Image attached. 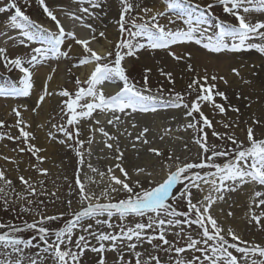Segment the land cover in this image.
<instances>
[{"label": "snow or ice", "instance_id": "snow-or-ice-1", "mask_svg": "<svg viewBox=\"0 0 264 264\" xmlns=\"http://www.w3.org/2000/svg\"><path fill=\"white\" fill-rule=\"evenodd\" d=\"M81 5L79 13L88 14L91 17L90 7L100 6V0H77ZM26 6L30 0H24ZM44 15L55 25V31L44 27L32 20L21 9L17 0H11L8 8L0 7V13H7L9 9L14 14L8 17L7 28L19 30L20 35L28 42H38L40 47L32 48V55L28 60L16 56L10 58L7 49L0 47V63L9 72L18 70L22 74L19 86L11 84L0 88V97L14 96L28 97L34 88L33 75L37 65H41L50 57L60 60L69 58L74 45L81 47L83 55L73 65L75 68L92 66L87 78L83 81L79 76L75 78V91L60 89L53 91L49 84L53 75L47 76L42 94L38 96L35 112L46 100V97L59 95L66 98L61 107L62 123L52 124L59 135H54L51 130L48 137L71 148L78 158L80 166L75 173L74 183L77 189L79 208L72 209V201L68 200L66 206L69 209V218L64 226L53 230L47 225L50 222L61 220L65 213L58 215H46L36 212L37 219L31 223L24 221L23 226L0 223V264H81V258L85 251L90 250L99 257L97 264H106L105 253L111 251L118 254V264H131L126 261L123 251L134 253V264H165L158 255L137 251L139 245L145 240L155 250L165 253H175L167 264H264V244L244 240L232 228L225 229L212 215V209L219 201H224L230 193L243 191L245 186L251 189L248 197V222L264 231V131L259 136L256 128L264 129V120L253 116L252 122L246 128L245 139L241 140L235 130L218 132L213 121L202 110L204 105L210 106L221 115L226 114L224 104L218 103L216 97L227 101L224 92L217 90L216 81L227 80L216 74L209 75L204 69V75H200L193 65L191 53L177 55L172 51L175 45L195 43L202 45L209 52H241L256 50L264 54V21L253 22L250 16L253 13H264V0H210L204 6L196 0H164V9L143 7L139 15H132L137 5L132 0H120L121 12L119 15V32L121 38L115 43L112 51L101 54L91 47V43L97 40L96 29L85 22L84 16L77 13L67 15L74 23L89 29L93 35L90 38L81 39L73 30L65 28L55 12L50 9L46 0H38ZM215 7H221L222 11L230 15L236 21H221L216 27L219 29L215 37L207 35V29L203 25L209 24L208 14ZM174 13V18L169 15ZM167 21L162 23L161 20ZM183 21L186 27L177 25V21ZM124 34H127L125 36ZM0 36H7L12 40L8 32H0ZM99 37H105L101 31ZM137 38H143L147 44L139 42ZM259 42H256V41ZM72 41L73 43H69ZM136 41V43H133ZM22 44L25 40L20 41ZM111 43V42H110ZM165 50L167 54L177 62L183 61L188 72L193 73L190 83L187 84L184 93L175 91L173 73L159 68V74L169 85V99L163 98L165 89L163 86L155 92L149 85L150 68L145 69L143 83L138 87L130 79L124 66L126 57H134L141 49ZM27 65V66H26ZM56 69H52L55 73ZM233 74L239 76V70L232 69ZM120 81L122 86L114 95L105 94V84ZM250 83V81H244ZM194 96L188 102L187 97ZM171 109H183V116L187 123L183 125V131L191 130L193 133L190 142L185 141L183 150L189 153L185 159H181L174 150L151 147L152 140L148 138L150 127L144 126L134 136L126 128L119 135L110 134L101 121L96 119L93 113L110 114L106 124L119 129L125 123L122 117H133L134 114H155L159 107ZM230 110L239 113V109L229 106ZM12 114L16 117L15 123L8 127L18 130V135L10 132H0V141L7 139L19 142V146L13 151L29 153L35 158L36 163L30 165L42 176L48 175V169L41 167L46 156L41 153L46 149L37 146L33 141L35 135L29 129L31 125L23 118L18 108H12ZM88 124L89 135L87 139H81L83 135L82 123ZM225 129H231L230 123L219 121ZM247 123V122H245ZM238 127V122L236 124ZM5 122L0 120V129L5 128ZM136 129L139 125L131 123ZM179 130V129H178ZM212 138L220 141V144L212 143ZM170 128H165L159 136L160 141L171 134ZM99 133L102 143L110 153L107 159L116 161L108 166L105 171L93 167L86 160L91 157V145L95 141V135ZM126 135L131 139L132 148L139 159L140 152L137 145L147 146L146 151L151 160V167L147 165L131 164L126 166L125 153L127 149L120 146V136ZM182 139V138H181ZM85 145H88L85 148ZM193 146L196 148L195 157L191 155ZM0 159L13 164L17 161L9 156H0ZM96 173L101 178L99 181L84 173L83 167ZM159 168V173L156 169ZM18 168V165H17ZM117 172L119 175H117ZM161 175L157 180L156 176ZM107 177L105 182L104 178ZM19 182L25 186L28 197L43 195L55 196L44 189V182L39 181L40 190L32 182L31 178L18 176ZM0 199H3L5 208L9 203L6 198L8 191L15 192L12 179L7 176L6 169L0 168ZM104 186L101 188V184ZM95 184L99 193L92 190L90 185ZM123 194V198L116 199ZM198 194V195H197ZM18 199H26L28 205H32L33 199H27L23 194H16ZM39 204L44 202L38 201ZM183 203L186 210H179L177 205ZM23 212H31V207H24ZM228 215H232L231 212ZM105 217L104 219H101ZM117 218L120 224L114 225L111 221ZM130 217L138 218L132 225L125 223ZM96 226H106L117 231H95ZM196 226L198 231L194 236L190 231ZM81 233L76 235V230ZM178 229V231H176ZM151 230L152 234H149ZM25 231H34L31 239L22 238ZM178 239L185 240L183 246H176L168 239L169 232ZM75 236V239H74ZM88 237L97 241V246L89 243ZM39 239V245L34 241ZM153 241L159 243L153 244ZM36 247L39 249L36 258L28 255L26 250Z\"/></svg>", "mask_w": 264, "mask_h": 264}, {"label": "rangeland", "instance_id": "rangeland-1", "mask_svg": "<svg viewBox=\"0 0 264 264\" xmlns=\"http://www.w3.org/2000/svg\"><path fill=\"white\" fill-rule=\"evenodd\" d=\"M110 0H100V5L103 3H108ZM116 3L113 14L110 15L111 19L106 21L105 26L102 23L101 19H98L96 13L98 8H91V17L89 20L87 19V16H84V20L86 23L91 24L95 29L96 33L95 35H99L101 31L105 33V37H99L97 40L93 41V46L96 50L98 48L99 50H103L102 54H106L108 51H112L114 48L115 43L121 38V34L119 32V15L121 12V3L120 0H114ZM133 3L137 5V8L132 13V15H139L140 9L143 7H152L154 9L163 10L164 9V0H158L157 2L153 3H142L139 0H132ZM196 2L200 3L201 6L206 5L210 2V0H196ZM11 3V0H0V7L8 8ZM17 3L21 7L22 10L26 12L27 15L30 16V18L37 23L41 24L43 22H46V16L44 15L41 7L39 6L38 0H30V5L26 6L24 3V0H17ZM73 3L77 4V10L80 7H87L88 5L84 4L81 5L77 2V0H74ZM61 8V7H60ZM51 9V8H50ZM14 14L13 9H9V12L7 13H0V23L1 21L8 22V17ZM79 15H84V13H77ZM99 14V13H98ZM261 19H264V13H259ZM170 16L174 18V13H169ZM257 14L253 13L250 16V19L253 20V22L257 21L254 20L255 16ZM109 16V15H108ZM208 19L210 21L209 24L203 25L202 27L207 29V35L215 37V32H218L219 29L215 27V30H210L214 25H217V22H231L233 24L236 23L233 17L230 15L225 14L222 11L221 7H215L211 10L210 14H208ZM107 20V19H106ZM162 23H167L165 20H161ZM7 25V24H6ZM177 25L180 27H186L183 24V21H177ZM81 27V26H80ZM84 28V27H83ZM86 31L89 33V36L91 37L93 33L85 28ZM114 31L113 38L109 37L108 34L110 33L108 31ZM55 31V30H54ZM18 30V35H19ZM127 36V34H124ZM139 42L147 44V41L143 38H137ZM9 39H7L8 41ZM19 40V39H18ZM25 40V42L20 44L21 52L19 55L20 57H23L25 60H28L32 53L33 47H40L41 45L38 42H28L25 38L21 39ZM20 41V40H19ZM18 41V42H19ZM70 42V41H69ZM106 42V43H105ZM111 42V43H110ZM256 42H259L258 40ZM133 43H136V41H133ZM19 45V43H18ZM202 50H205L208 53L211 54H218L214 52H209L207 49H204L198 45H195ZM147 49V47H146ZM150 49H147V51ZM99 52L98 50H96ZM248 52H254V54L258 55L259 58L253 59L251 55ZM225 53V52H224ZM227 53V52H226ZM243 53V54H242ZM248 53V54H246ZM143 54L142 49L137 52V55L134 57H126L124 61V66L127 69V74L130 77L132 81H134L137 86L139 87L143 83V77L145 74V69L150 68V66L146 63H144L140 57V55ZM220 54V53H219ZM230 55H237L233 57L226 56L227 58L225 61H230L228 70L225 73H219L216 72V70L210 72V75L216 74L219 76L225 77V79L228 81L227 84H225L223 81H216L217 84V90L222 91L225 93V95L228 97L227 101L222 100L219 97H216V101L218 103L224 104L226 109H229L226 114L221 115L218 111L212 109L208 105H204L202 110L204 111L205 115L208 116L210 120L213 121L215 130L218 132H226V131H232L235 130L236 135L241 139H245V133L246 128L249 126L252 122L253 116L256 118L264 120V54L259 53L256 50H248V51H241L242 55H239V52L237 53H227ZM246 54V55H244ZM83 55V52L81 48H79V51L76 53H70L69 58H61L63 62V74H62V85L58 87V89H55L53 91H58L60 89H68L69 91L74 92L75 91V78L76 76H79L80 79L83 81L87 78L89 72L91 71L92 66L87 67H81V71L83 72V75L77 74V69L73 67V65L77 62L78 58ZM53 60L52 57H50L48 60ZM183 62V61H182ZM180 62V63H182ZM50 64V63H49ZM159 63L155 62L154 67L150 68L151 72L149 74V85L155 92L158 88L163 86L165 89L163 93V98L165 101H167L169 97V89L172 88V85H169L167 81L160 76L158 69L161 67H158ZM27 66V65H26ZM0 88L7 87L11 84H16L19 86V79L21 78L22 74L19 73L18 70H13L9 72L7 69L3 67V64L0 63ZM236 68L239 70L240 75L237 76L233 74L232 69ZM50 70L51 65L49 66ZM90 69V70H89ZM188 77L185 79H182L181 82L175 81V91L184 93L187 87V84L190 83L193 73H190L187 71L186 67L184 68V73ZM209 74V73H208ZM244 81H250V83H245ZM238 86H232L237 85ZM245 85V86H244ZM122 86L120 81H116L109 84L110 90H119V88ZM225 87H232L236 88L237 90L239 88H243L245 91V94L241 95L238 93H233L230 98L226 94L224 88ZM56 98V101L53 102V105L51 106L49 112L47 113V116L43 119V123L41 124V130L43 131V135L45 137V148L46 152L41 153V155H44L47 157L45 162L40 165L43 168L48 169V175L42 176L38 172H36L30 165L35 164L36 160L34 157H32L29 153H18L16 151H13V149H16L19 146H23L22 144H19V142H12L7 139H4L0 141V156H9L17 161V164H13L10 162H6L3 159H0V168L6 169L7 176L12 179L15 192H12L11 190L8 191L7 199L9 201L7 208H5L3 199H0V223L4 224H12L16 226H23V222L27 221L31 223L34 219H37L36 212L40 211L43 214L46 215H58L59 213L63 212L65 213L64 217L61 220H57L54 222H50L47 226L50 227L53 230H57L59 228H62L64 226L65 221L69 218V209L66 206V202L68 200L72 201V209L76 210L79 208L78 204V195H77V189L76 185L74 183L75 180V173L77 172V169L80 167L78 165V158L75 155V152L64 145H60L56 141H52L48 137V133L51 130V132L54 135H59L56 133L55 129H51L52 124H59L63 121L61 120V107H63V101L66 98L60 97L59 95H54ZM4 98V97H3ZM17 98L14 97H8L7 99H14ZM194 96H188L187 100L190 102ZM6 100V98H5ZM14 103V101H12ZM9 104V103H8ZM15 104V103H14ZM229 106L235 107L239 109V113L233 112L230 110ZM8 107V113L7 116H2L4 114V109ZM18 108L16 104L14 106H6V102L2 103L1 111H0V120L5 122L6 127L3 129H0V132H10L13 136L18 135V130L14 127H8L15 123L16 117L12 114V108ZM171 111L168 113H158V112H164V111ZM178 112H175L177 111ZM157 114L150 115L149 117L144 119V122L146 123L145 126L150 127L151 131L148 134V138L153 141V143L150 145L151 147H159L164 148L165 150H174L177 155L181 157V159H185L189 156V153L185 152L183 150V144L185 141L191 140V137L193 133L191 130L188 132L183 131V125L187 123V120H185L183 116V109H171L164 106H160ZM219 121H223L225 123H230L232 125L231 129H225L221 123H217ZM238 122V127L236 126ZM247 122V123H245ZM90 121H86L82 123V129H83V135L80 137L81 139H87L89 135V129L88 124ZM31 128L30 131L33 132L36 139L33 141L37 146L41 147L40 144L42 142L38 141V133L36 132V126L33 124H30ZM142 127L136 128V133H138L141 130ZM165 128H170L171 134L165 137L164 141L159 140V136L163 134V130ZM179 129V130H178ZM209 131V137L212 143L220 144V141L215 140V138H212ZM264 131V129H261L259 127L256 128V134L259 136L261 132ZM182 138V139H181ZM125 141L127 139L124 138ZM123 141V140H121ZM44 144V143H43ZM139 144L137 145V147ZM49 147L53 148V152L50 153ZM88 145H85V148H87ZM147 146H145L146 148ZM43 148V147H41ZM44 148V149H45ZM48 148V149H47ZM100 146L92 144L91 145V151L92 155L91 157H87L86 160H88L93 167H96L100 169L101 171H105L108 166L113 165L108 160L103 159L104 155L111 154L108 150L107 151H100ZM139 148V147H138ZM133 149V148H131ZM62 150V153L60 152ZM134 150V149H133ZM140 150V148H139ZM136 151L134 150V153ZM196 148L193 146V150L191 155L195 157ZM142 156V155H141ZM140 156V157H141ZM133 158L137 160V163L143 161L141 158L137 159L136 154L132 155ZM106 161V162H105ZM116 162V161H115ZM18 165V168H17ZM144 165V163H142ZM151 165V164H150ZM151 167V166H150ZM157 173H159V168L156 169ZM84 173L87 174V176L93 177L95 180L99 181L101 178L96 173L91 172L90 169H88L86 166L83 167L81 178H84ZM23 175L25 178H31L32 182L37 185L38 191L40 190L39 187V181H43V187L46 189L48 193H55V196L52 195H43L36 198L28 197L27 192L25 190V186L22 185L19 180L18 176ZM117 175L119 173L117 172ZM156 179H161V175H157ZM105 182L107 181V177L104 178ZM104 186V184H101V188ZM0 187H3L2 182H0ZM92 190L99 193V190L95 184L90 185ZM17 193L23 194L27 199H33L34 202L32 205L27 204L26 199H18ZM234 192L230 193L224 201H219L216 203L214 208L212 209V215L218 220V222L225 228H232V222H237L240 226V235L244 240L248 241H254L261 244H264V231H261L258 229L254 224H250L248 222L249 216H248V196H246V199H244V204H239L237 198H240L239 193ZM2 195V194H0ZM198 195V194H197ZM123 198V194L117 195L116 199ZM43 201L44 203L41 205L38 203V201ZM24 207H31V212H23L21 209ZM179 210H186L185 205L183 203L177 205ZM237 208L239 209L238 212L233 214V210ZM231 212L232 215H228V213ZM105 217H102L101 219H104ZM138 218L130 217L125 223L132 225ZM90 223H93L94 230L95 231H108L113 232L117 231V229H108L106 226H96L94 224V221H89ZM114 225L120 224V221L117 218H113L111 221ZM0 231H6L0 230ZM178 231V229H176ZM192 231V234L195 236L198 229H196V226H193V228L190 230ZM83 234L80 232L79 229L76 230V235ZM149 234H152L151 230H149ZM22 238L25 239H31L35 233L34 231H25L21 234ZM75 239V236H74ZM168 239L173 241V243L176 246H183L185 244V240L178 239L174 235H172V232H169ZM89 243L93 246H97V241L93 239L92 237H88ZM34 245H39L41 242L39 239H36L34 242ZM159 243V241H153V244ZM3 249H0V252H3ZM39 249L36 247H33L31 249L26 250L28 255L33 256V258H36V253H38ZM137 251H140L144 253V259H147V254L152 253L153 255H158L160 259L167 264L170 257H175V253H165L164 251L155 250L153 248V245L149 244L147 240H145L141 245L138 246ZM123 255L126 261L131 262V264H134L135 256L134 253L128 251L125 249L123 251ZM106 258V264H118V254L116 252H107L105 253ZM99 257L96 253L91 252L90 250L85 251L84 255L81 258V264H97ZM49 264L51 262L49 261Z\"/></svg>", "mask_w": 264, "mask_h": 264}, {"label": "bare ground", "instance_id": "bare-ground-1", "mask_svg": "<svg viewBox=\"0 0 264 264\" xmlns=\"http://www.w3.org/2000/svg\"><path fill=\"white\" fill-rule=\"evenodd\" d=\"M74 0H46V3L48 4V6L55 12V14L57 15L58 19L61 20V22L63 23V25L65 26L66 29L68 30H73L76 32L77 36L81 39H85V38H90L89 33L86 31L85 28L80 27L79 23H74L69 16L67 15L68 13H79V11L77 10V4L73 3ZM142 3L148 4V3H155L158 0H139ZM116 3L114 2V0H110L108 3H103L100 5V7L98 8L96 13L98 19L102 20V23L107 26V24H105L106 21L111 19V16L113 14L114 8H115ZM61 7V8H60ZM257 14L254 18V20H261L264 21V19H261L259 13H255ZM88 14H84L83 16H87ZM109 15V16H108ZM89 16H87V19L89 20ZM107 19V20H106ZM7 22L6 21H1L0 23V32H8V34L13 37L12 40H8L7 36H0V47H5L7 49V55L10 58H14L17 55L20 54L21 52V39H23L24 37H22L19 33L18 35V30L16 29H9L7 28ZM44 27L49 28L51 30H55V25L54 23L48 18L46 17V22L41 23ZM212 31H215V25L210 29ZM110 33V35L108 34L109 37L113 38V34L114 31L110 30L108 31ZM99 38V35H96ZM20 41H19V40ZM100 39V38H99ZM19 41V42H18ZM19 43V45H18ZM69 43H73V42H69ZM106 43V42H105ZM91 47L94 48L93 46V41L91 43ZM80 46L78 45H74L72 48V53H76L79 51ZM95 49V48H94ZM96 50L99 51V53H103V50H99L98 48H96ZM143 54L140 55L142 61L146 64H148L150 66V68L154 67L155 62H158L159 65L158 67H163L165 69V71H170L173 73V77L174 80L178 83L181 82L182 79L187 78L188 76L183 74L184 73V68L186 67V64L184 62L180 63L175 61L174 59H172V57H170L167 54V51L165 50H148L142 49ZM172 51H174L177 55L183 54V53H191V60L189 61L193 67L196 69V71L200 74V75H204V69H207V72L210 75L211 70L216 72L221 73H225L229 68V63L230 61H225V59L227 58L226 56L229 57H233V56H237V55H230L227 53H220V54H211L206 52L205 50H202L201 48L193 45V44H184V45H178V46H173L172 47ZM251 57L253 59H255L256 57L259 58L258 55L254 54V52H248ZM246 53V54H248ZM243 54V53H242ZM241 52H239V55H242ZM244 54V55H246ZM248 54V55H249ZM257 60V59H255ZM50 63V64H49ZM51 65V68H55L56 71L55 73H52V70L48 69L49 66ZM63 62L62 60H56L55 58H53V60H47L44 61L41 65H37V67L34 70V75H33V81H34V88L32 91V94L28 97H24V96H16L17 98L14 99H7L5 100V98L0 97V111H1V107H2V103L6 102V106H14L16 104V106H18V109L22 112L23 118L29 123V124H33L34 126H36V132L38 133V141L42 142L41 147L45 148V137L43 135V131L41 130V124L43 123V119L47 116V113L49 112L51 106L53 105V102L56 101V98L53 96L50 97H46L45 102L43 103V105L37 109L35 112L33 111V109L36 106V102L38 99V96L40 94H42V90L44 87V84L46 82L47 76L49 74L53 75V79L48 82L49 84V89L50 90H55L58 89L59 86H61L63 83V78H62V74L63 72ZM1 69V67H0ZM90 70V69H89ZM90 73V72H89ZM77 74L79 75H83V72L81 71V67L79 69H77ZM222 75V74H221ZM109 84L110 83H106L104 88H105V94L106 95H114L118 90H110L109 89ZM232 86H238L237 85H232ZM245 86V85H244ZM226 94L230 96L233 93H238V94H245L244 89L241 87L238 90L236 88H232V87H225L224 88ZM14 101V103L12 102ZM9 103V104H8ZM8 107H6L4 109V114L2 116H7L8 113ZM168 112H172L171 111H164V112H158V113H168ZM175 112H178L175 111ZM157 114V113H155ZM94 117L96 119H99L101 121V126H104L105 129L113 135H119L120 132H123L125 130V128L129 131L133 133V138L134 136L137 134L136 133V129H133L131 127V123L132 122H136L139 127H144L146 125V123L144 122V119L149 117L150 115H154V114H147V115H142V114H134L133 117H122V119L125 120V123L121 124L119 126V129L113 128L112 126H109L106 124V120L107 118L110 117V114L105 115V114H98V113H93ZM1 116V114H0ZM127 139V141L124 140ZM131 139L127 137L126 135L124 136H120V146L122 149H127L126 153H125V164L126 166H130L131 164H135L137 163V160L135 158L132 157L133 154H136V152L134 153V150L131 149L132 148V144H131ZM103 137L97 133L95 135V141L93 144L95 145H99L100 151H107L106 148H104V145L102 143ZM123 140V141H121ZM44 143V144H43ZM140 148L139 152H140V156L139 158H141L143 161H141L142 163H144V165L147 166H151V160L147 154L146 148L145 146H138ZM46 149V148H45ZM48 149V148H47ZM49 151L50 153L53 152V148L49 147ZM60 152L62 153V150H60ZM112 156L111 154L108 153V155H104L103 159L108 160L110 163L114 164L115 161L113 159H107L105 157H110ZM106 162V161H105ZM141 163V165H142ZM138 164H140V162H138ZM237 193H239L240 198L238 197L237 200L238 202H240L239 204H244V199H246V196H250L251 194V189L247 188L245 186V189L243 191H237ZM236 193V195H237ZM249 203V200L247 201V204ZM239 209L235 208L233 210V214L235 215L236 212H238ZM232 229L237 232L239 235L240 233V226L237 222H232ZM241 236V235H240Z\"/></svg>", "mask_w": 264, "mask_h": 264}]
</instances>
